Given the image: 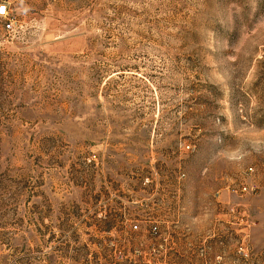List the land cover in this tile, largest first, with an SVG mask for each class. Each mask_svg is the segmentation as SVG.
<instances>
[{
	"label": "rangeland",
	"instance_id": "1",
	"mask_svg": "<svg viewBox=\"0 0 264 264\" xmlns=\"http://www.w3.org/2000/svg\"><path fill=\"white\" fill-rule=\"evenodd\" d=\"M2 2L0 255L264 264V0Z\"/></svg>",
	"mask_w": 264,
	"mask_h": 264
},
{
	"label": "built area",
	"instance_id": "2",
	"mask_svg": "<svg viewBox=\"0 0 264 264\" xmlns=\"http://www.w3.org/2000/svg\"><path fill=\"white\" fill-rule=\"evenodd\" d=\"M0 17L3 20L4 29L9 32L16 31L15 17L11 15L9 5L6 2L0 3ZM187 149H192L193 146L187 144ZM249 170H253L252 167ZM185 174L181 173L180 177H184ZM253 190V187H249L243 184L240 190L242 192ZM133 228L136 230L139 228L137 223L133 224ZM150 231L152 233H159V227L155 223L151 225ZM53 232L48 231L47 235L43 237L39 234L37 236V242L18 243L4 245V251L0 255V264H72L74 262V250L68 251L67 258L59 259L61 256L58 254L57 243L54 241L52 236ZM108 247L110 252L108 255L111 257L106 258V255L99 256L98 260L100 264H117L119 259L117 253L119 247L114 243H109Z\"/></svg>",
	"mask_w": 264,
	"mask_h": 264
},
{
	"label": "snow or ice",
	"instance_id": "3",
	"mask_svg": "<svg viewBox=\"0 0 264 264\" xmlns=\"http://www.w3.org/2000/svg\"><path fill=\"white\" fill-rule=\"evenodd\" d=\"M0 11H2V10H0Z\"/></svg>",
	"mask_w": 264,
	"mask_h": 264
}]
</instances>
